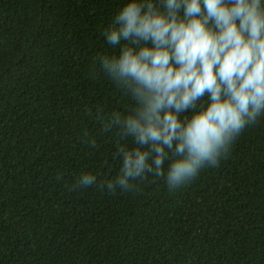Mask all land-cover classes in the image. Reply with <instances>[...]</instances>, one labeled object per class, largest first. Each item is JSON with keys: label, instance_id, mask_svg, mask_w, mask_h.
I'll return each mask as SVG.
<instances>
[{"label": "trees", "instance_id": "obj_1", "mask_svg": "<svg viewBox=\"0 0 264 264\" xmlns=\"http://www.w3.org/2000/svg\"><path fill=\"white\" fill-rule=\"evenodd\" d=\"M127 2L0 0V264H264V115L176 191L73 187L119 169L95 110L132 101L96 58Z\"/></svg>", "mask_w": 264, "mask_h": 264}, {"label": "clouds", "instance_id": "obj_2", "mask_svg": "<svg viewBox=\"0 0 264 264\" xmlns=\"http://www.w3.org/2000/svg\"><path fill=\"white\" fill-rule=\"evenodd\" d=\"M103 36L119 54L97 57L99 71L132 103L95 110L118 172L74 188L130 193L156 178L176 191L264 115V0H128Z\"/></svg>", "mask_w": 264, "mask_h": 264}]
</instances>
